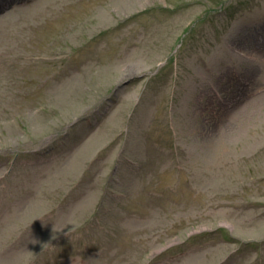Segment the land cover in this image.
<instances>
[{
  "label": "rangeland",
  "instance_id": "rangeland-1",
  "mask_svg": "<svg viewBox=\"0 0 264 264\" xmlns=\"http://www.w3.org/2000/svg\"><path fill=\"white\" fill-rule=\"evenodd\" d=\"M0 264H264V0H0Z\"/></svg>",
  "mask_w": 264,
  "mask_h": 264
},
{
  "label": "clouds",
  "instance_id": "clouds-1",
  "mask_svg": "<svg viewBox=\"0 0 264 264\" xmlns=\"http://www.w3.org/2000/svg\"><path fill=\"white\" fill-rule=\"evenodd\" d=\"M35 243H37V241L33 240Z\"/></svg>",
  "mask_w": 264,
  "mask_h": 264
}]
</instances>
